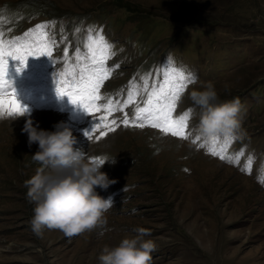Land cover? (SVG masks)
<instances>
[{
  "label": "rangeland",
  "instance_id": "374dc122",
  "mask_svg": "<svg viewBox=\"0 0 264 264\" xmlns=\"http://www.w3.org/2000/svg\"><path fill=\"white\" fill-rule=\"evenodd\" d=\"M40 23L49 24L57 46L50 59L30 57L19 74V62L9 58L17 99L40 128H70L88 157L115 158L101 171L117 183L97 188L113 199L106 224L71 237L48 229L36 236L29 226L35 204L24 182L43 167L32 159L38 145H27L21 131L26 117L0 119V264H99L106 245L116 246L141 227L156 244L150 264H264V184L258 179L264 165V0H0L5 39ZM89 28L113 45L108 65L114 70L102 96L123 100L129 82L142 88L148 73L151 87L169 61L193 76L174 114L191 110L188 140L122 125L99 141L87 139L96 121L56 95L54 74L64 70L65 47L70 55L77 47L83 51ZM208 81L218 94L215 103L239 97L243 105L239 128L220 134L221 143L235 138L228 155L244 151L239 164L197 146L206 136L189 94ZM143 99L141 91L137 100ZM249 156L250 174L240 170Z\"/></svg>",
  "mask_w": 264,
  "mask_h": 264
},
{
  "label": "snow or ice",
  "instance_id": "6c2138e0",
  "mask_svg": "<svg viewBox=\"0 0 264 264\" xmlns=\"http://www.w3.org/2000/svg\"><path fill=\"white\" fill-rule=\"evenodd\" d=\"M48 28V23H40L24 32L22 36L10 39H5V33L0 31V119L18 117L28 111V108L17 99L12 81L8 78L9 58L19 62L16 66V72L19 74L27 67L30 57H53L57 41L47 31ZM94 32L93 28L88 29L83 51L77 47L70 55L67 47L63 49L64 70L54 74L56 95L67 96L71 104L79 105L96 121L91 132L85 131L84 135L87 139L99 141L122 125L126 128L152 127L159 129L163 135L188 140L192 135L189 131L191 110L180 115L174 114L182 93L190 83L194 82L193 76L190 73L186 75L182 69L171 66L169 61L168 67L156 73L151 87H149V79L152 73H148L142 77V88L135 80L129 82L125 99L102 96L101 88L114 70L108 65L114 52L113 45L107 41L102 31L95 34ZM141 91L146 99L138 101L137 95ZM130 106L134 109L131 113L125 111ZM115 113H121V116L116 118ZM200 139L201 137L197 135L191 142L197 144ZM234 139V137L225 136L221 143V137L218 134L205 137V142L197 146L206 148L208 154L219 157L222 161L239 164L240 157L244 155L243 150L235 156L227 154V149ZM92 159L102 160L101 157ZM252 163L253 158L249 156L245 166L240 170L250 174ZM258 179L264 184V165L261 166Z\"/></svg>",
  "mask_w": 264,
  "mask_h": 264
},
{
  "label": "clouds",
  "instance_id": "9594fccd",
  "mask_svg": "<svg viewBox=\"0 0 264 264\" xmlns=\"http://www.w3.org/2000/svg\"><path fill=\"white\" fill-rule=\"evenodd\" d=\"M189 98L201 110L200 135H230L239 128L243 110L239 97L215 103L218 94L213 82L208 81L202 90H192ZM22 116L26 122L21 131L27 134L28 147L38 145L32 159L43 165L24 182L26 197L35 204L29 221L31 231L40 237L44 229L60 230L71 237L106 224L105 213L113 207V199L102 197L97 188L106 191L117 183L101 171L105 163L114 165L116 159L103 156L93 160L76 147L78 141L70 128L57 124L55 130H45L27 118L28 111L16 118ZM45 168L50 171L45 172ZM133 231L136 235L123 238L116 246L106 245L98 257L99 264H150L156 244L145 239L149 230L141 227Z\"/></svg>",
  "mask_w": 264,
  "mask_h": 264
}]
</instances>
